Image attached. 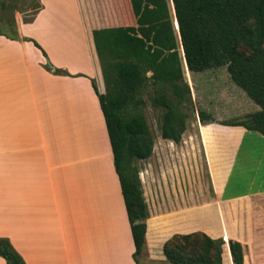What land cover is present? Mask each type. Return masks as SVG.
Segmentation results:
<instances>
[{
  "label": "crops",
  "instance_id": "crops-1",
  "mask_svg": "<svg viewBox=\"0 0 264 264\" xmlns=\"http://www.w3.org/2000/svg\"><path fill=\"white\" fill-rule=\"evenodd\" d=\"M39 3L15 37L0 34V238L25 264H136L92 87L105 93L93 31L127 25L120 0ZM257 134L196 116L180 143L154 138L136 164L147 212L139 264H168L165 242L197 232L224 241L222 264H233L229 241L243 246V264H264V189L228 194L244 143L264 140Z\"/></svg>",
  "mask_w": 264,
  "mask_h": 264
},
{
  "label": "trees",
  "instance_id": "trees-1",
  "mask_svg": "<svg viewBox=\"0 0 264 264\" xmlns=\"http://www.w3.org/2000/svg\"><path fill=\"white\" fill-rule=\"evenodd\" d=\"M170 2L175 23L169 0H120L127 25L93 31L105 93L98 92L93 80L92 87L110 142L136 264L145 254L147 219L136 164L152 155L154 145L142 111L141 92L149 83L154 87L151 105L162 111L160 137L178 144L187 128L188 113L183 107L190 101V89L183 76L176 30L187 73L225 67L230 80L259 107L246 118L230 122L215 121L202 110H195V117L202 125L243 127L264 137V0ZM45 67L51 71L48 64ZM54 73L69 76L60 69ZM223 245L222 239L197 232L173 236L163 252L168 264H222ZM229 250L233 264H243V246L229 241ZM0 257L6 264H25L5 238H0Z\"/></svg>",
  "mask_w": 264,
  "mask_h": 264
},
{
  "label": "rangeland",
  "instance_id": "rangeland-1",
  "mask_svg": "<svg viewBox=\"0 0 264 264\" xmlns=\"http://www.w3.org/2000/svg\"><path fill=\"white\" fill-rule=\"evenodd\" d=\"M40 8L39 0H0V32L14 37L17 22L32 21L34 14ZM169 10L171 20L175 23L170 0ZM175 35L183 76L190 89V101L183 107L188 113V123L194 122L195 110L205 111L212 118H219L220 122L241 120L259 110V107L230 80L225 67L210 69L202 73H187L177 30ZM147 76L150 77L151 73H147ZM153 94L154 87L149 83L141 92V98L145 103L142 111L153 137L161 139L158 137H160L159 128L162 123V111L152 107L150 97ZM190 132L193 133V129ZM235 167L228 186V194L244 193L259 188L264 189V140L254 139L249 143L245 142ZM261 214L264 215L259 213L258 219L263 218ZM260 246L263 247L262 244ZM259 252L261 255L259 257H264L262 256L264 251L261 248Z\"/></svg>",
  "mask_w": 264,
  "mask_h": 264
}]
</instances>
